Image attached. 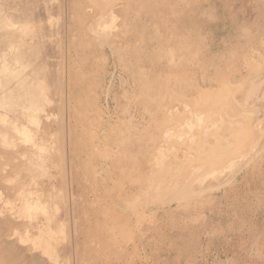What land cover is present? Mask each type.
I'll return each instance as SVG.
<instances>
[{
	"label": "rangeland",
	"instance_id": "obj_1",
	"mask_svg": "<svg viewBox=\"0 0 264 264\" xmlns=\"http://www.w3.org/2000/svg\"><path fill=\"white\" fill-rule=\"evenodd\" d=\"M0 264H264V0H0Z\"/></svg>",
	"mask_w": 264,
	"mask_h": 264
},
{
	"label": "bare ground",
	"instance_id": "obj_2",
	"mask_svg": "<svg viewBox=\"0 0 264 264\" xmlns=\"http://www.w3.org/2000/svg\"><path fill=\"white\" fill-rule=\"evenodd\" d=\"M118 236V235H117ZM117 238V237H116Z\"/></svg>",
	"mask_w": 264,
	"mask_h": 264
}]
</instances>
